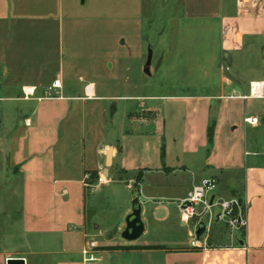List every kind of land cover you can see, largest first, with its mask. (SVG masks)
<instances>
[{
  "label": "crops",
  "instance_id": "crops-1",
  "mask_svg": "<svg viewBox=\"0 0 264 264\" xmlns=\"http://www.w3.org/2000/svg\"><path fill=\"white\" fill-rule=\"evenodd\" d=\"M179 7L178 22L202 28L194 37L213 33L214 52L202 43L197 83L172 96L127 92L154 75L151 64L133 66L143 55L140 0H0V187L6 173L19 181L13 218L0 208V264H264V0ZM144 106L149 116L130 121ZM88 172L128 182L139 173L122 200L140 206L131 247L86 249ZM208 178L214 197L243 205L236 245L204 234L203 248L188 246L193 221L175 203Z\"/></svg>",
  "mask_w": 264,
  "mask_h": 264
},
{
  "label": "rangeland",
  "instance_id": "rangeland-1",
  "mask_svg": "<svg viewBox=\"0 0 264 264\" xmlns=\"http://www.w3.org/2000/svg\"><path fill=\"white\" fill-rule=\"evenodd\" d=\"M179 1L140 0L143 55L142 60L137 63L134 62L133 66H141L143 63L146 66L151 64L154 67V75L149 81H130L136 83L137 88L132 89L129 87L127 89L128 93L180 96L191 91L193 84L197 83V81L190 80L195 78L197 73L195 66L199 65L200 59L205 56L201 53V49L204 48L202 43L206 44L210 53L214 52L213 33L207 34V36L201 35L200 37V34H197L198 36L194 37L196 31L202 30L201 27L178 22L177 19L180 17ZM187 30L190 31V34L185 36L184 32ZM210 41H212L213 47L209 46ZM184 73L188 75L189 80L177 81L180 75L182 76ZM153 103L159 111H163L167 107L163 102L155 101ZM171 109H173L172 105ZM148 116L147 108L144 106L132 112L130 114L132 118L129 120L142 122ZM116 117L118 120L120 110H118ZM178 125V119L172 121V138L176 136ZM6 175L10 176V180L4 182L3 186L0 187V208L6 212H11L9 214L13 218L18 207L19 181L13 175L11 176L8 173ZM102 176L106 177L105 174H102ZM134 184V179L128 182L127 178L123 179L113 174L103 184H98L95 177L85 179L86 195H90L92 199V205L87 212L85 227V246L87 250L125 249L138 241H125L119 237L124 228L123 219L130 213L131 209L129 204L122 206L126 191L125 185H130V188H132ZM6 193H9V196ZM215 211L213 209L212 212L215 213ZM3 217H0V225L6 219L5 216ZM7 224L11 225V222ZM11 229L14 230V226ZM236 235L240 239L239 233H236ZM204 238L208 243H211L210 245L213 244L215 247L236 245L229 242L225 226L219 221L212 222V227L209 226Z\"/></svg>",
  "mask_w": 264,
  "mask_h": 264
},
{
  "label": "built area",
  "instance_id": "built-area-1",
  "mask_svg": "<svg viewBox=\"0 0 264 264\" xmlns=\"http://www.w3.org/2000/svg\"><path fill=\"white\" fill-rule=\"evenodd\" d=\"M52 88H58V80L53 81ZM51 88H48L47 93L50 95ZM96 182L102 184L106 182V178L101 173L96 175ZM216 187V179L208 178L202 180L198 185L191 187L190 191L184 198L178 200L175 205L180 213V216L185 220H192L193 227L189 235L188 246L190 248H203L205 241L202 238L203 232L198 238L195 236V231L201 225H208L211 222H221L228 233L230 243L237 240L236 233L244 229L245 220L243 208L239 206L236 198L221 199L213 196V191ZM215 209V213H213Z\"/></svg>",
  "mask_w": 264,
  "mask_h": 264
},
{
  "label": "water",
  "instance_id": "water-1",
  "mask_svg": "<svg viewBox=\"0 0 264 264\" xmlns=\"http://www.w3.org/2000/svg\"><path fill=\"white\" fill-rule=\"evenodd\" d=\"M106 164L109 165L108 153L106 154ZM130 205V213L124 217V228L119 234L120 238L125 241H133L137 239L143 230L142 222L140 220V206L136 197L131 200ZM203 232H206V228L204 225H201L196 229L195 236L198 238ZM239 244L241 243L239 242ZM5 264H24V261L22 258H8L6 259Z\"/></svg>",
  "mask_w": 264,
  "mask_h": 264
},
{
  "label": "trees",
  "instance_id": "trees-1",
  "mask_svg": "<svg viewBox=\"0 0 264 264\" xmlns=\"http://www.w3.org/2000/svg\"><path fill=\"white\" fill-rule=\"evenodd\" d=\"M211 131H212L211 127H208L207 133H206V140H207V144L208 145H210V143H211ZM86 175H87L86 178H93V177L96 178V173L95 172H88V173H86ZM139 178H140L139 173H136L135 176H134V181L137 182V180H139ZM238 203H239V206L241 208H243V205H242L240 200H238ZM239 235L241 236V239H242L243 230L239 232ZM134 248L135 249H140V250H145V249H157L159 247L158 246H135Z\"/></svg>",
  "mask_w": 264,
  "mask_h": 264
}]
</instances>
